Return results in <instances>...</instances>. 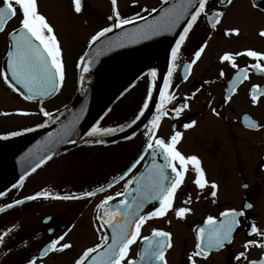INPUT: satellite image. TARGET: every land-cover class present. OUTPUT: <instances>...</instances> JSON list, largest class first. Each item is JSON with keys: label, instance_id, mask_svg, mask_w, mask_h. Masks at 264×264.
Returning <instances> with one entry per match:
<instances>
[{"label": "flooded vegetation", "instance_id": "obj_1", "mask_svg": "<svg viewBox=\"0 0 264 264\" xmlns=\"http://www.w3.org/2000/svg\"><path fill=\"white\" fill-rule=\"evenodd\" d=\"M85 2L87 0H81V12L87 6ZM206 11L210 16L216 12L223 15L215 28L201 15L182 42L176 60L170 56L166 75L169 88L165 90L163 85L162 90L173 99L165 102L166 110L155 137L168 141L175 131L181 132L177 149L186 157L195 155L199 158L209 186L200 190L193 183L195 172L189 166L175 193L173 206L165 216L152 217L151 213L159 207V201L144 199L143 207L147 213L143 216L148 219L122 264L129 260L140 264L139 254L146 247L142 238L151 237L154 229L171 234L172 246L165 250L166 264H192L189 256L197 250L199 229L208 228L206 220L209 216L222 223L224 217L221 213L228 210L244 213L237 218L239 226L233 231L232 242H226L222 249L205 248L204 255L193 257L195 264H248L264 257V248L250 247L246 252L247 260H234L235 255L245 252L247 241L261 240V237L249 234L252 225L264 232V74L249 67L256 63L264 67V60L236 55L248 50L264 54V37L259 35L264 31V0H231V3L228 0H207ZM107 21L110 25L112 20ZM19 26L18 14L7 21L5 32L0 33V38L6 39L0 61L3 83L5 74H1V68L4 70L5 56L11 43L8 33ZM232 29H238L239 35H225ZM205 45L204 52L196 60L194 53ZM226 53L234 56L239 68L248 69L246 79L236 81L239 73L229 62H221L220 57ZM193 60L196 62L188 69L185 78V70ZM160 72V68H156L153 79L142 74L136 91L119 101L132 100L125 104L124 115L114 123L107 119L95 127L114 131L90 136V130L80 140L111 137L141 121L148 109L144 104L150 105L152 100L146 91L149 81L156 85ZM253 86H258L255 104L251 99ZM142 88L144 91L140 92ZM152 93L154 95V91ZM133 99H137L135 103ZM160 103L159 95L156 108ZM156 108L146 124L130 137L111 144L78 145L68 149L1 197L0 264H75L86 249L103 243L102 236L107 235L110 244L112 230L105 224V213L118 207L123 210L125 203L132 205L133 199L139 195L137 180L147 175L146 170L153 162L147 144L151 122L157 115ZM177 108L182 109L179 115ZM141 112L144 115L141 116ZM246 116L248 123H256L258 129L248 126L244 119ZM193 121V127L184 128V124ZM40 128L36 127V130ZM30 132L33 131L26 134ZM155 162L164 163L159 156ZM165 172L174 175L171 169H165ZM211 183L218 185L216 197L210 195L213 190ZM135 188L136 195H131ZM90 192L95 194L86 195ZM44 193H47V198ZM37 194H40L37 199H27ZM65 196L69 199L62 198ZM108 197L112 199L108 200ZM189 197L191 202L185 203ZM18 200L23 203L16 204ZM106 200L107 204L98 212L97 206ZM249 203L251 208L245 206ZM9 204L13 206L9 208ZM181 207L190 209L183 218L176 216ZM61 236L63 240H59ZM53 240L58 241L56 248L64 243L71 247L45 252ZM102 250L93 255H100ZM154 264L160 262L155 261Z\"/></svg>", "mask_w": 264, "mask_h": 264}, {"label": "snow or ice", "instance_id": "obj_2", "mask_svg": "<svg viewBox=\"0 0 264 264\" xmlns=\"http://www.w3.org/2000/svg\"><path fill=\"white\" fill-rule=\"evenodd\" d=\"M231 3V0H228ZM113 5V16H109V20L115 18V27L119 28L124 25L133 23V20L128 18H121L120 13L116 10L117 0H111ZM74 11L76 13L81 12V0H73ZM207 0H182L179 8L174 6L172 9H164V17L162 18L163 23H154L148 25L147 27L152 32H158L162 28H174L176 27L182 17L189 16L190 19L187 22V26L183 28V34L179 36L176 42V47L171 51L172 60L175 61L182 42H184L188 36L189 31L193 28L198 18L203 15L206 19L212 22V27L215 28L219 19L222 17L223 13L216 12L214 15L210 16L208 11H206ZM191 9V11H190ZM19 14L20 16V26L18 29H14L8 33L10 43V49L7 53V68L11 71V79L15 81L16 84L20 85L28 93L25 95L26 100H32L37 96L50 95L54 92L59 83H62L65 78L64 64L62 60V50L60 44L54 34L52 26L48 23L46 18L38 12L37 0H2V6H0V33H4L7 27V21L15 18ZM113 31V28L105 27L99 31L96 35L92 36L91 42L95 43L101 37H104L107 33ZM239 35L238 29H232L225 32V35ZM261 37H264V31L259 33ZM91 46V44H90ZM205 46L200 47L195 53V58L198 60L201 54L205 50ZM236 55H245L247 57L253 58L255 60H264V54L258 53L256 51L248 50L244 53H237ZM193 60L188 68L185 70V78H187V71L192 67V64L196 62ZM221 62H229L230 66L235 69L239 74L236 76V81L247 78V68H239L235 62V58L232 54H224L220 57ZM83 63V58H82ZM250 68L257 71L258 73L264 74V67L259 63L249 65ZM89 69L87 67L83 68V71L87 72ZM156 73L153 72L152 76L155 77ZM172 73L169 71V77ZM221 76L224 75L223 72L220 73ZM4 81L13 91L17 89L9 83V77L4 75ZM257 87L253 86L251 99L255 104L257 102ZM169 88V79L164 80V89ZM234 90V89H233ZM153 93L149 89L148 98L152 99ZM161 103L157 105L156 111L157 115L153 117L151 122V128L148 135L147 148L151 149V156L153 159L151 168L148 170L147 175L141 177L137 180L139 187L137 192L138 197L133 199V204H124L123 210L119 207L115 211L106 212L107 219L105 224L112 230L111 243H108V236H102V244H98L95 247L88 248L84 251L83 255L75 262V264H88L91 260V264H122L127 258L130 250V246L134 244L140 237V230L142 225L145 223L148 217L143 215H138V210L143 207L144 199H152L159 201V207L156 208L154 212L151 213L152 217L160 218L167 214V212L172 208L174 196L177 189L183 183L185 174L189 170V166L192 167L195 172V179L193 183L200 189L204 190L209 186L205 172L201 167V161L195 155L185 156L178 149L177 144L182 138V133L175 131L171 135L168 141L163 138H156L155 133L159 127L161 117L165 112V102L171 101L172 96L167 95L166 91H160ZM149 105L146 102L144 108H148ZM187 107V105H184ZM181 108L176 109L177 115L181 112ZM43 111V109H42ZM22 115H28L29 113H21ZM45 116L49 113L44 112ZM140 115H144L143 112ZM139 117H137L138 119ZM245 122L249 127L258 129L256 123H248L249 118L246 116ZM135 123V120L133 121ZM195 121L189 124H184V128L188 129L193 127ZM31 131V129H29ZM114 129H99L93 128L89 133L90 136L112 132ZM11 135L18 136L19 132H13ZM0 139H7V137H0ZM162 157L164 163L157 164L155 162L156 157ZM165 169H171V173L174 175H169L165 172ZM35 169H33L34 171ZM23 180V177H21ZM210 193L212 197H216L218 185L215 183L210 184ZM246 188L247 185H244ZM95 193H86L88 196H92ZM37 196L27 197L28 200L37 199ZM45 198H47V193H44ZM61 198V197H57ZM63 199H69L68 196L62 197ZM112 197H108L111 200ZM139 201V202H138ZM191 198L189 197L185 203H190ZM16 204H21L23 201H16ZM107 204V200L101 205L97 206L98 212L100 209L104 208ZM13 205L9 204L8 207ZM248 208L252 205L246 204ZM3 211V209H0ZM190 212V209L181 207L176 211V216L183 218L184 214ZM244 215L243 212H238L236 210H228L221 213L224 217L222 223L209 216L206 220L208 228H200L197 235L198 243L196 244V251L189 256V261L195 264L193 257L202 256L205 253V248L207 249H222L225 247V243L232 242L233 231L239 226V216ZM120 219H116V217ZM99 218V217H98ZM129 229H132L129 231ZM250 235H255L261 237V240H249L244 244L245 252H241L234 256V260L240 261L241 259L247 260L246 252L250 247H262L264 248V232L260 231L257 226L252 225L250 229ZM205 235H207V241L205 242ZM64 237L61 236L59 240H63ZM146 247L143 252L139 254L140 264H154L155 261H159L160 264H166L165 260V250L170 248L171 245V234L165 231L153 230L151 237L144 236L142 238ZM58 241L53 240L52 244L48 248L44 249L45 252L49 250L61 251L63 249H68L71 247L70 244L64 243L60 248H56ZM103 248L104 251L98 255L94 256V253L99 252ZM206 258V257H205ZM127 264H137L136 261L129 260ZM248 264H264V257L259 261H249Z\"/></svg>", "mask_w": 264, "mask_h": 264}, {"label": "water", "instance_id": "obj_3", "mask_svg": "<svg viewBox=\"0 0 264 264\" xmlns=\"http://www.w3.org/2000/svg\"><path fill=\"white\" fill-rule=\"evenodd\" d=\"M181 3L182 0H169L154 14L114 30L90 47L79 70L76 96L67 112L50 127L3 143L0 152V197L69 148L113 143L131 136L145 125L155 109L168 70L171 51L190 17L184 16L176 27L162 28L155 33L147 26L163 23V10L172 9L174 6L179 8ZM155 60L158 61L162 72L144 119L127 132L112 138L97 141L79 140L117 98L149 68L142 67L144 62ZM84 67L89 70L83 71ZM5 70L10 83L25 97L28 94L26 90L11 79L7 58ZM121 78L123 79L119 81ZM58 90L59 84L50 95L37 96L27 101L49 100L58 93ZM131 195H136V188L132 190ZM145 209L144 206L138 214L147 213Z\"/></svg>", "mask_w": 264, "mask_h": 264}, {"label": "rangeland", "instance_id": "obj_4", "mask_svg": "<svg viewBox=\"0 0 264 264\" xmlns=\"http://www.w3.org/2000/svg\"><path fill=\"white\" fill-rule=\"evenodd\" d=\"M166 0H117L116 10L121 18L146 15L157 9ZM38 12L52 26L62 50L65 78L59 93L49 101L27 103L19 94H15L0 78V137L11 135L13 129H30V125L43 124L58 113L72 100L78 79V69L82 58L88 51L92 36L109 25L108 17L113 16L111 0H87L86 7L80 13L74 11L72 0H37ZM139 8L140 10H138ZM6 47L5 37L0 38V61ZM1 74L4 75L3 68ZM142 88L140 92H143ZM13 94V95H12ZM137 100V99H136ZM133 99V102L136 101ZM132 102L131 98L118 103L109 113L107 119L116 122L124 115L125 109ZM43 109V111H42ZM44 112L49 113L45 117ZM21 113H29L22 115ZM45 117V118H44ZM43 119V120H42ZM110 123V122H109Z\"/></svg>", "mask_w": 264, "mask_h": 264}, {"label": "bare ground", "instance_id": "obj_5", "mask_svg": "<svg viewBox=\"0 0 264 264\" xmlns=\"http://www.w3.org/2000/svg\"><path fill=\"white\" fill-rule=\"evenodd\" d=\"M159 63H158V61L157 60H155V61H147V62H144V66H142L143 68H145V67H152V66H157ZM123 78H121L119 81H121ZM118 84V83H117ZM117 84H116V86H117ZM119 84H121V82L119 83ZM2 149H3V147H0V152L2 151Z\"/></svg>", "mask_w": 264, "mask_h": 264}, {"label": "trees", "instance_id": "obj_6", "mask_svg": "<svg viewBox=\"0 0 264 264\" xmlns=\"http://www.w3.org/2000/svg\"><path fill=\"white\" fill-rule=\"evenodd\" d=\"M149 85V88H151V85H150V83L148 84ZM131 93V92H130Z\"/></svg>", "mask_w": 264, "mask_h": 264}]
</instances>
